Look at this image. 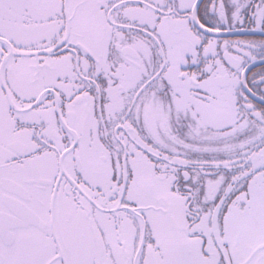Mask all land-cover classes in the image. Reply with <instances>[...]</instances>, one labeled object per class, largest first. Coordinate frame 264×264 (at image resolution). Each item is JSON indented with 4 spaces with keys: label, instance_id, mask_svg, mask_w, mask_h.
Masks as SVG:
<instances>
[{
    "label": "snow or ice",
    "instance_id": "obj_1",
    "mask_svg": "<svg viewBox=\"0 0 264 264\" xmlns=\"http://www.w3.org/2000/svg\"><path fill=\"white\" fill-rule=\"evenodd\" d=\"M0 264H264V0H0Z\"/></svg>",
    "mask_w": 264,
    "mask_h": 264
}]
</instances>
